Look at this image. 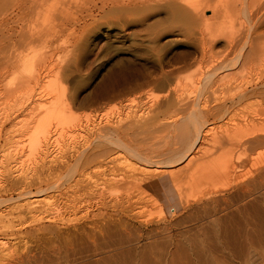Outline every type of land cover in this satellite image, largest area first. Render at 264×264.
I'll return each mask as SVG.
<instances>
[{
  "label": "rangeland",
  "instance_id": "1",
  "mask_svg": "<svg viewBox=\"0 0 264 264\" xmlns=\"http://www.w3.org/2000/svg\"><path fill=\"white\" fill-rule=\"evenodd\" d=\"M17 1L16 3L15 0H0V24L4 26L7 22L9 24L6 23L8 26L5 25V27L10 29L11 26V29H14V32L8 31L11 34L5 32L4 35H0V215L4 214L0 217V264H52L50 262L58 253L53 248L57 246L55 244L64 242V238L71 239L66 241H75L73 238H76L72 235L68 237L60 229L65 225L96 220L91 218L94 213H97L98 207L102 206L98 201L99 196L91 195L87 187L85 189L83 185L81 187L77 183L80 187L73 188L76 183L74 179L84 178L86 183L93 182L99 177L103 180L106 178H111L113 181L121 180L120 187L105 190L104 196H101V202L107 200L105 204L110 206L111 203H122L127 198L133 201L134 193L137 194L135 192L137 186L143 178L147 177L146 170L142 168L148 167L134 160L126 152L116 151V159L110 165L108 163V167L107 164L98 167L95 164L84 168L79 166L77 170L75 169L78 172H74L72 179H69L70 182L64 184L59 190H50L42 194L36 192L40 188L45 189L46 183L49 185L61 178L60 176L65 173L63 169L66 170L69 164V167L74 164L72 156H77L84 148L92 147L93 139L99 137L100 133H105L106 130L103 132L104 129L101 130V127L110 125L116 128L118 125L120 138L125 137V142L121 140L123 144L134 147L137 152H144V154L146 152L155 155L158 152L161 155L167 150L180 149L178 133L173 131L171 126H166L168 132L175 134L169 138V133L165 132L167 129L162 130V128L167 125L166 123L169 125V122H179L182 115L178 110L179 107L183 106L186 111L188 110L204 75L219 70V67L227 63L233 65L234 57L240 52H245V49L241 51L240 48L249 26L253 27L251 38L256 37L251 39V49L243 54L247 65L245 64L244 67L240 65L239 68L237 65L233 66L234 68L229 70L230 73L218 72L210 82L211 84L209 83L206 87V93L204 92L199 103L207 108L216 107L219 103H223L220 102L222 100L229 104L230 97L233 96L232 99L237 97L239 93L237 91L240 90L238 86L247 87L249 91L263 90L264 0H215L210 7L215 10H221L223 7V17H215L208 8L202 13L203 19L209 20L208 24L204 23L208 26L203 27L204 24L200 23L203 26L198 27L199 23H197L198 26L196 23H188L193 30L187 24V20L169 17L170 9L165 7L170 8V6L164 0H146L145 2L144 0H75L73 2L72 0H44L45 2L40 0L41 3L38 2L39 0ZM21 1H25L27 7L21 6V10L25 11L23 13L16 9ZM36 2L39 6L42 4L43 9L36 6ZM119 2L122 3L117 5ZM150 2L153 5H148ZM130 3L135 6H138V3L146 4H143L142 9L141 6L131 7ZM10 4L12 5L9 6ZM117 6L123 7L118 11ZM124 6L129 8L125 7V9ZM35 7H38L40 11L37 8L32 9ZM123 9L125 12L122 11ZM57 10L59 14L56 15ZM60 10L64 12V15L60 14ZM35 11L37 13L31 16ZM20 30L25 33L22 31L18 33ZM28 32L30 35L27 34ZM253 32L257 33L253 36ZM22 33L26 35L20 36L19 34ZM43 33L47 34L44 36ZM251 50H253L252 53ZM249 52L250 56L246 57ZM230 60L233 62L231 63ZM223 74L225 77L228 75V79L221 80ZM258 98L256 100L252 97L248 99L249 101L235 104L223 118L220 115L216 116L217 118L207 115L206 123L208 124H205V130L208 132L203 138L204 141L201 140L196 149V160L188 161L189 158L184 160L180 165L188 164L189 167L187 169L185 167L186 171L184 170L177 178L174 176L171 179L168 175L154 177L152 183L142 192V200L138 202L137 208L147 212H168L169 215L174 209L181 210L192 205L200 208L204 205L203 210L209 207L217 208L216 202L213 205H206L204 201H200L216 189L212 186L211 174L217 170H229L233 163L244 155L243 150L236 145L237 136L246 130L255 134L264 132V101L262 99L264 95ZM167 101L169 102L166 103ZM64 105L66 108L62 110ZM161 105L163 108H160ZM50 106H56L61 110L57 108L56 113L47 122L48 127L45 126L47 129L44 127V133L34 138L32 130L29 131L28 122ZM246 113L257 119L247 122L252 125L248 126L247 123L239 122L240 116ZM225 128L231 131L225 134L223 133ZM30 140H33L32 142L38 140L40 146L34 154L29 155ZM263 154L264 145L251 150L247 165L237 170L234 177L238 181L249 178L248 175H253V178L264 177ZM138 165L142 168L135 172L137 169L134 168L136 166L138 168ZM48 166L51 168L48 169ZM99 167H104V170ZM176 167H173L171 171H175ZM13 169H16L15 172ZM17 169L23 173L16 172ZM101 172L108 175L105 176ZM124 172L126 176L123 175ZM100 173L102 176L99 175ZM55 177L58 179L56 180ZM21 183L30 184L29 187L23 186L28 190L18 188L22 186ZM68 184L71 186L69 187ZM215 185V187L219 186ZM235 188L233 187L223 198L210 195L217 197L220 201L216 204L222 207L226 202L234 201L235 204L228 209L234 210L236 206L245 203L237 202V197L243 193V190L239 186ZM236 193H238L237 196ZM10 197H14L15 200L6 202ZM28 201L34 202V205L37 202L38 208L32 209L33 205L30 207L32 210H26L28 208H25V204H28ZM109 201L111 203H108ZM246 201L251 206L248 209L250 208L252 218H255L257 214L255 215L250 199ZM22 202L24 205L20 207L18 204L21 205ZM252 209L254 212L251 211ZM179 217L178 215L168 220L173 222ZM51 225L56 229L48 228L47 231L46 228L52 227ZM254 239L257 241L252 243L251 250L247 251L246 246L236 249V255L238 254L237 256L241 259L237 261L238 264H246L247 261V264H264V257L258 253L264 247V243L258 244L259 239L256 237ZM51 244L55 246L51 248ZM47 250L50 251L48 253L54 254V256L49 254L53 259L48 257ZM45 258L46 260L49 258L50 262L48 260L46 263Z\"/></svg>",
  "mask_w": 264,
  "mask_h": 264
},
{
  "label": "bare ground",
  "instance_id": "2",
  "mask_svg": "<svg viewBox=\"0 0 264 264\" xmlns=\"http://www.w3.org/2000/svg\"><path fill=\"white\" fill-rule=\"evenodd\" d=\"M9 1H11V0H9ZM16 1L17 0H15V2ZM22 1H21V3L19 2L20 6L17 5L18 6L16 8L17 11H20L22 9V7H26L25 6L26 0L24 2H22ZM36 1H38V0H36ZM42 1H44V0H41V2ZM45 1H47V0H45ZM73 1H75V0H72V2ZM145 1L146 0H144L143 2H145ZM164 1L167 3L168 6H170V8L167 6L165 7L166 9L167 8L170 9V12L168 11L170 18H173V19L181 18L183 20H187V24L188 23L189 24L199 23V26L197 24L198 27L203 26V25H200V23L201 24H204V23L208 24L209 20H204L202 17L203 11L208 9V8H210V10L214 13L215 17L216 16L223 17L222 15H224L222 13L223 7L221 8V10L211 9L210 4L215 0H184V1L183 0H164ZM241 1H243V0H241ZM38 2L41 3L40 0ZM157 2L158 1H156V3ZM248 2H250V1H248ZM28 3L30 4V2H28ZM39 3L37 4V2H36V4H37L36 6H39ZM121 3L122 2H119V3H117V5L118 4L120 5ZM153 3H155V2H153ZM12 4H10L9 6H11ZM143 4L139 5V3H138V6L137 5L135 6L133 4L135 6L134 7L130 3L131 7L133 6L134 8H138L139 6H141L140 8H142V9L144 8V5L146 3L144 5ZM148 5H153V4H151V2H150ZM14 6H15V3H14ZM33 6L34 5H32V7ZM41 6H42V4H41ZM41 6H39V7H41ZM122 7H120V8H122ZM125 7L126 6H124V8ZM29 8H30V6H29ZM36 8H37V10H39L38 7H35L32 9L36 10ZM95 8H97V7H95ZM120 8H119V6H117L116 9L121 10ZM23 9H25V8H23ZM68 9L69 8H67V10ZM116 9H114V10H116ZM125 9H123L122 11H124ZM46 10H48V9H46ZM63 10H66V9H63ZM21 11L23 13L24 10H21ZM61 11L62 10H60V12ZM33 12H32L31 16H33V14L37 13L36 11H35V13H33ZM55 12L54 13L56 15L59 14V13H57L58 10ZM133 12H134V10H133ZM244 12L245 11H243V13ZM41 13L43 14V12H41ZM63 13L61 12L60 14L64 15ZM252 13H254V12H252ZM55 14H54V16H55ZM245 14H247V13H245ZM37 15L39 16V14H37ZM48 15H49V13H48ZM252 16H254V15L252 14ZM252 16H250V17H252ZM55 17H58V16H55ZM8 22H10V20ZM30 22H32V21H30ZM6 23H5V25H6ZM13 23H14V21H13ZM7 24H9V23H7ZM205 24L203 27L208 26ZM3 25H4V22H3ZM5 25L1 26V24H0V35H4L3 33L8 32V31L14 32V29L12 28L13 29L12 30L11 26H10V29H8L5 27ZM6 26H8V25H6ZM189 26L192 29V26L191 25H189ZM193 26H195V25H193ZM29 27H31V25ZM21 31L22 30H20L19 32L17 31V32L21 33ZM246 31H247V35L245 36V39L243 40V44L241 45V48H240L241 51L245 49V52L248 49H251V42H252L251 39L256 37L254 35L257 33L256 32L254 34V32H253L254 37L251 38V36H252L251 33L253 31V27L249 26ZM26 32H27V30H26ZM23 33H25V31ZM23 33L19 34V35L22 36ZM258 33H259V31H258ZM9 34H11V33H9ZM27 34H29V32ZM32 34H33V31H32ZM44 34L45 33H43V35ZM24 35H26V34H24ZM33 36H34V34H33ZM28 37L30 38V36H28ZM38 37L40 38V36H38ZM19 39H21V37ZM30 40H31V38H30ZM11 43L13 44V42H11ZM7 46H8V44H7ZM7 46L4 45V47H7ZM252 48H254L253 43H252ZM252 51L253 50H251V53H252ZM245 52L244 51H243V53L240 52L239 55H236L234 57V59H233L234 64L233 65H230L229 63L226 62L227 64L224 63L225 65H222L221 67H219L218 68L219 70H216L212 73L206 74L202 78L200 77L201 81L200 82L197 81V82H199V86H197L198 88L196 90L194 100L192 101V103L189 104L188 110L186 111L183 106H180L178 109L179 112L182 113L180 119L178 120L179 122H176L175 121L176 119H175L174 120L175 122H169L170 123L169 125H168V123H166L167 125H165V126L163 125L164 128H162V130L165 129L166 126H171V129H173V131H176L178 133L177 137L179 138L180 143H181L180 149L167 150L166 153L161 154V155L157 151H156L157 153L155 155L152 153H146V152L144 154V152H142V153L137 152L136 149H134V147L132 148L129 145L123 144L122 141H124L125 137L124 138L122 137V139L120 138L118 125H116V128L114 126H110V125H108L104 128L101 127L102 128L101 130L104 129L103 132L105 130L106 131L103 134L100 133L101 135H99V137H97L96 139H93V142H92L93 146L89 147L90 149L84 148V150H82L80 153H78L77 156L73 155L72 157L74 158V164L71 167H69L70 164L68 162H66L67 164H69V166L66 167L67 168L66 170L63 169L65 173H63L60 176L61 178L58 179V178H56L58 176H56L55 178H56V180L58 179L57 181H55L54 183L49 184V185H47V183H46L45 189L40 188L38 190V192H36V193L42 194V193L50 191V190H52V191L59 190L62 186H64V184H67L68 182H70L69 179L70 178L72 179L71 176L74 175L76 172H78V171H75V169L79 166H82L81 168H84L87 165L91 166V164H95V165H97V167L107 164V167H108L110 165V163H113V161L116 159V154H117V152L119 153V151L120 152L121 151L126 152L127 155L131 156L134 160L139 161V163L142 162L143 164H145L148 167V168H142L141 167L142 169L146 170L145 175H147V177L143 178V181L137 186V188L135 190V192H137V194L134 193V195L132 197L133 201H131L130 198H127L126 201H124L122 203L120 202L119 204H114V203H111L109 201L108 203H111L110 206H108V204L107 205L105 204V202L107 201L106 199H105L106 201L103 200L104 202H101L102 201L101 196L102 197L104 196L105 190L107 191L108 189H112V188L115 189L116 187H120L121 185H119V183H122L121 180H117L118 181L117 182L115 179H114V181H113V179L111 180L110 177H109L110 179H107L105 177L106 180L99 179V178H101V177H99L97 180H95L93 182L89 181L86 183V179H84L83 177H82L83 179H80L78 177H77V179H74V180H76V183H74L75 181L72 182V183H74V185L72 184L73 188H74V186H75V188L79 186V185L77 186V183L80 184V186L83 185L84 186L83 188L87 187L90 190V194L92 193L91 195L97 194L99 196L98 197L97 195H95V197H98L100 199L98 201L101 203L100 205H102V206L101 207L99 206L100 208L98 207L97 213H94L93 217L91 218V219L96 218V220L93 219V220H89L88 222L85 221V223L73 224V225H69V226L65 225V227H62V229H60L62 231V233L66 234L68 237H70L72 235L73 237H76V238H73V240L75 239V241H66V240H69L70 238H68V239L64 238L65 239V240L63 239L64 242L60 241L59 245L55 244V245H57L56 247H53L54 244H51L52 245V246L50 245L51 248L53 247L54 249L57 250L58 256L57 255L54 256L53 253L52 254L48 253L49 250H47L46 252L48 253L49 258H50L49 254L51 256L53 255L55 258L57 256L56 259L54 258V260H53L54 262L53 261L50 262L49 258H47L50 263H52V264L53 263L54 264H235V263L238 264L237 261L240 258L237 256L238 254L236 255V253H237L236 249H239V248L246 246L247 251L251 250L252 249V246H251L252 243L257 241V239H254L255 237L259 239L258 244L261 242L264 243V239H262V237H264V192H262V190L264 189V177L260 176V178H258V177L253 178L254 176L251 174L252 176L248 175L249 178L242 179L240 181H238V179L236 177H234V175L236 174L235 172L237 170L239 171L240 169H242L243 167H245L247 165V163L249 161L248 157H249L250 151L255 149L256 147L264 145V132L262 133V131H261V133L258 132L256 134L253 132L254 133L253 134L249 130H248V132H249L248 133L246 130V132H244V133L241 132L237 136L238 140H237L236 145H238V147L243 150V151L242 150L241 151L244 152V155L240 156V158H238L233 163V165L231 166V168L229 170H227V169L222 170V171L217 170V172H213L211 174L210 178L212 180V183L214 184V185L212 184V186H214V188H216V189L213 191L211 189L210 192L212 191V193L205 195L203 197V199L201 198L202 199L201 201L199 200L200 202L204 201L206 205L207 204L213 205L214 202L217 203V201H220V200H217V197L216 198L214 196L211 197L210 194L217 195L218 197L221 196L220 198H223V196L224 195L226 196L227 195L226 193H228L233 187H236L235 189H237V187L239 186V188L241 187V189L243 190L242 191L243 193L240 195H238V193H236V196L238 195L237 202L238 203L239 202H241V203L245 202L243 205L241 204L240 206L239 205L236 206V208L234 210H228L235 204L234 201H232V203H230L229 201L226 203L224 202L225 203L224 207L215 203V206L218 205L220 207L217 206V208L212 207L210 209V207L208 205L209 209H206V210H203V209H205L203 207L204 205L202 206L203 209H202V207L201 208L199 206L194 207L192 205V206H187V208L185 207L184 209H181V210H178V209L175 210L174 209V210H172L171 215H169L168 212L167 213L147 212V211H142L139 208H137L138 202H141V200H142V198H141L142 192L144 191V189L147 186H149L152 183L154 177H160L163 175H168L171 179H173L174 176L177 178V176H180L181 173L184 170L186 171L187 167H189L188 164H185L183 166L180 165L182 162H184V160H186L188 158H189L188 161L196 160V155H195L196 149L198 148L201 140H203L205 134H207V132H208L205 130L206 129L205 124H208V123H206L207 122V115L208 116L211 115L212 118L220 115L223 118L225 115H227V113L229 112V109L231 107H233L235 104L242 103L243 101L245 102L246 100H248L252 97H255V99L256 98L259 99L258 97H261V95H264V89L263 90L260 89V91H256L255 89L249 91L247 87L238 86V89H240V90L237 92H239V93H238V95L236 94L237 97L236 98L234 97V99H232L233 96L231 94L232 97H230L231 99L229 98L230 101L227 99L229 101V104L225 103L224 102L225 100L224 101L222 100L220 102H223V103H221V104L219 103V105H216V107H212V108L208 107L207 108L206 106L205 107L201 106V104L199 103L200 102L199 100H201L204 96V92H205L206 87L209 85V83L212 81V79L215 77V75L218 72L227 73V72H229V70L234 68L233 66L237 65L239 68L240 65L242 67L247 65L245 63V59H243L245 56V55L243 56V54ZM248 56H250V52H249V55H247L246 57H248ZM233 61H231V63ZM228 77H229L228 75H227V77H225L223 74V77L220 79L221 80L223 78L228 79ZM220 79H218V80L220 81ZM227 79H225L226 82H228ZM225 80H223V82H225ZM223 82L221 81V83H223ZM229 82H230V80H229ZM246 86H248V85H246ZM262 87H264V84L262 85ZM233 95H235V94L233 93ZM262 99L264 101V98H262ZM63 101H65V100H63ZM168 102L169 101H167L166 103H168ZM171 102H173V101H171ZM259 102H261V100ZM215 103H216V101H215ZM64 106L65 107L62 110H65L66 105H64ZM174 106H175V104H174ZM58 107H59V105H58ZM57 108H56V106L46 107L44 110H42L40 112L39 115H37L33 120L28 122L29 131L32 130V134L34 135V138H38V136H40L39 134L44 133V127L47 125V122L51 119V117L56 113ZM59 108H58V110H61ZM160 108H163V106L161 105ZM186 108H187V106H186ZM67 111H66V113H67ZM247 113L249 114V112H247ZM247 113H246V115L244 114V116H242V117L240 116L239 120H241V121H239V120L238 121L241 123H247V122H252V121H254V119H256V118H254V116H248ZM61 116H63V115H61ZM105 124H106V122H105ZM236 124H238V123H236ZM249 124H248V126H249ZM250 125H252V124H250ZM253 126H255V125H253ZM26 127H27V125H26ZM46 127H48V126H46ZM159 127H160V125H159ZM261 127H262V125H261ZM227 128H228V126H227ZM227 128L224 129L223 133L227 134L229 131H231V130H228ZM159 130H161V129H159ZM159 132H161V131H159ZM165 132L167 134L168 129ZM46 133L47 132H45V134ZM168 133H169L168 134L169 138H172V135L173 136L175 135V134H173V132H168ZM160 135H163V134H160ZM43 138H44V136H43ZM41 140H43V139H41ZM32 141L30 140V144H29V150H28L29 155L34 154L36 149L38 150L39 149L38 147L40 146L38 140H37V142L35 140H34V142H32ZM41 142H43V141H41ZM151 154H152V156H150ZM152 159H155V161H152ZM108 163H109V165H108ZM63 164H65V163H63ZM67 164H65V165L67 166ZM65 165H64V168H65ZM176 166H178V167H176ZM104 167H99V168H102L104 170ZM136 167L135 168L132 167V169L133 168L135 170L137 169L135 172H137L141 169V168H139V165H138V168H136ZM173 167H176L177 169L175 168L176 169L175 171H171V169ZM185 167H186V169H185ZM49 168H51V166H48V169ZM259 168H261V167L259 166ZM259 168H257V169L259 170ZM263 168H264V166H263ZM129 169H131V168H129ZM15 170H14V172H15ZM16 172H21V171H20V169H17ZM126 172H128V171H126ZM129 172H131V171H129ZM142 172H143V170H142ZM21 173H23V172H21ZM59 173H61V171ZM101 173L103 174V172H101ZM101 173L99 175H101ZM260 173L263 174V172H260ZM104 174H105V176L108 175V174L106 175V173H104ZM132 174H134V173H132ZM123 175L126 176V173L124 172ZM128 176H129V174H128ZM133 176L131 177V179L133 178ZM79 177H81V176H79ZM102 178H104V177H102ZM119 181H121V182H119ZM81 182L84 184H82ZM126 183L127 182H125V184ZM221 183H222V185H221ZM16 184H17V182H16ZM27 184H25V185L29 187L30 184L29 185H27ZM215 184H217L219 186L215 187L216 186ZM13 185H15V184H13ZM25 185L22 184V186L20 185V187H18L17 185L16 186L18 188H20L21 190H28V189H26V187H23ZM70 186L71 185H69V187ZM27 193L29 194V192H27ZM208 195H210V196H208ZM228 196H230V195H228ZM229 199H227V200H229ZM248 199H250V201H251L250 203L252 204L253 209H255V215L257 214L256 216L254 215L255 218L254 217L252 218L251 212H249V209L251 208V206L248 205V201H246ZM14 200H15L14 197H10L7 199L6 202H8V201L12 202ZM227 200H225V201H227ZM18 201H16V202H18ZM39 202H41V201L39 200ZM42 202H44V201H42ZM36 203H35V205H34V202H31V203L29 202L28 204H25V208H28L26 210H32L34 208L36 209V207H37ZM218 203H220V202H218ZM18 205L20 207H23L24 203L21 205L20 204H18ZM16 206H17V203H16ZM31 206H33V207H31ZM249 206H250V208L248 209ZM20 207H19V209H20ZM16 208H18V207H16ZM253 209L251 210L252 212H254ZM26 213H30V212H26ZM31 213H33V212L31 211ZM33 215H35V214H33ZM178 215L180 217L177 220H175L173 222L168 220L169 218L172 219V218L177 217ZM1 216L2 215H0V217ZM3 216H4V214H3ZM36 216H37V213H36ZM36 216H35V218H36ZM80 219H82V218H80ZM0 220H1V218H0ZM39 220H41V219H39ZM47 220H48V218H47ZM37 221H38V218H37ZM57 221H59V220H57ZM49 222H50V219H49ZM67 222H68V220H67ZM54 224H56V223H54ZM51 226L52 227L46 226L47 227L46 230L48 228H49V230H51L50 228H54L53 225H51ZM56 227H58V226L56 225ZM54 229H56V228H54ZM12 232H13V230L11 231V234H12ZM51 232H53V231H51ZM18 234H20V233H18ZM16 235H17V233H16ZM67 236H65V237H67ZM48 248L50 249L49 246H48ZM258 253H259V255H261V257H264V247L262 249H260V251ZM256 258H257V256H256ZM50 259H53V257ZM48 260H46V258H45V262ZM239 261H241V259ZM14 262H16V261H14ZM21 262L23 263V261H21ZM247 262H246V264H247Z\"/></svg>",
  "mask_w": 264,
  "mask_h": 264
}]
</instances>
